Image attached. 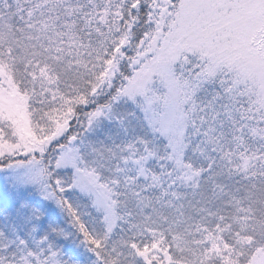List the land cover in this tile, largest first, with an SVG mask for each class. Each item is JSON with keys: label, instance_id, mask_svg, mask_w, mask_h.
Returning <instances> with one entry per match:
<instances>
[{"label": "snow or ice", "instance_id": "obj_1", "mask_svg": "<svg viewBox=\"0 0 264 264\" xmlns=\"http://www.w3.org/2000/svg\"><path fill=\"white\" fill-rule=\"evenodd\" d=\"M0 175V264H264V0H0Z\"/></svg>", "mask_w": 264, "mask_h": 264}, {"label": "rangeland", "instance_id": "obj_2", "mask_svg": "<svg viewBox=\"0 0 264 264\" xmlns=\"http://www.w3.org/2000/svg\"><path fill=\"white\" fill-rule=\"evenodd\" d=\"M7 183V178L4 177L3 175H0V186H4ZM57 215H59L58 213H56Z\"/></svg>", "mask_w": 264, "mask_h": 264}, {"label": "trees", "instance_id": "obj_3", "mask_svg": "<svg viewBox=\"0 0 264 264\" xmlns=\"http://www.w3.org/2000/svg\"><path fill=\"white\" fill-rule=\"evenodd\" d=\"M57 215V214H56ZM59 215H57V217H58ZM55 226V225H54Z\"/></svg>", "mask_w": 264, "mask_h": 264}]
</instances>
